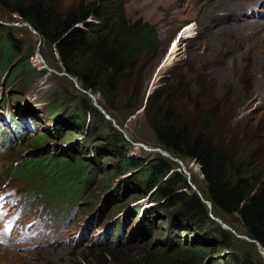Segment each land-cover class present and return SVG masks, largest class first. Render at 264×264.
Instances as JSON below:
<instances>
[{
    "label": "rangeland",
    "instance_id": "obj_1",
    "mask_svg": "<svg viewBox=\"0 0 264 264\" xmlns=\"http://www.w3.org/2000/svg\"><path fill=\"white\" fill-rule=\"evenodd\" d=\"M99 1L102 0H49L61 12L79 4ZM259 4L260 0H124L125 18L132 23L140 20L150 25L155 30L157 42L154 54L150 52L142 57L139 66L122 82L116 101H112L121 126L108 115L109 120L106 119L105 113L103 119L87 113L80 124L73 122L71 113L76 101L82 104V100L88 98L94 107L100 109L98 95L84 92L79 83L61 72L56 56L40 42L37 34L15 15L0 8L1 23L13 40L21 44V60L16 65L23 68L28 57L26 64L32 72L38 73L27 79L16 73L14 64L10 68L4 66L0 44V98L9 93L19 99L14 105L7 98L3 108L13 109L15 119L22 118L23 115L17 112L25 109L23 117L29 114L37 124L38 134L51 137L50 120L59 117L55 122L58 123L55 133H71L72 138L67 144L64 139H50L44 146V153L79 159L89 167L98 166L93 184L74 203L68 198L53 202L45 198L40 189H25L18 181L12 183L6 179L14 165L21 158L28 157L30 151H26L25 146L37 136L33 127H27L32 135L19 142L11 138L6 144L0 141V191L6 190L12 201L19 204L10 207L16 214L15 226L9 233L0 231V264H132L136 257L158 252L162 246L170 247L172 252L180 246L218 251L215 256L209 252L205 264H225L223 260L237 248H251L249 245L252 244L243 237L238 221L231 222V228L220 218L214 219L222 229L219 221L227 226L231 231L224 230L239 241L226 247L221 236L207 234L213 227L206 226L198 231L189 221L178 219L179 209L170 208L169 203L160 198L157 188L142 181L140 172L112 178L114 162L109 156V146L120 134L127 142V156L147 161L161 156L162 149L155 146L143 108L146 95L164 87L172 91L169 105L182 119H194L205 111L212 113L213 120L206 136L213 148L225 150L232 143L239 144L238 150L249 154L255 175L264 182V15L249 16L257 13ZM173 41L174 45L177 44L176 50L168 58L167 47ZM132 89L133 101L125 100ZM141 97L142 104L131 111L136 99ZM7 114L0 119L5 120ZM20 122L23 126L28 123L24 118ZM109 127L114 129L113 133ZM176 160L172 163L184 174L191 192L201 194L204 180L199 165L190 160ZM122 177L129 185L120 182ZM127 188L132 192L121 197L128 192ZM29 195L36 197L31 201ZM133 195L141 198L118 213L120 219L129 222L132 215L122 212L139 208L150 217L154 232L143 235L142 225L138 226V216H135L132 226L124 225L121 231L126 238L129 227L128 231H131L138 226L134 232L135 241L119 240L121 243L115 245L114 231L107 239V245L95 246L93 243L98 241L97 232L103 219L110 216L118 201L131 200ZM41 207L42 214L39 212ZM99 207H104L106 212L96 223ZM66 212H72V217L65 224L60 218ZM43 218L48 226L41 239L43 244L30 242V236L29 242L19 238L25 231L27 235L33 232L34 224ZM175 223H182L176 231V243L168 238L170 229L176 227ZM85 228L94 232L88 236L84 231L83 242L76 241L77 234ZM236 236L242 237L238 239Z\"/></svg>",
    "mask_w": 264,
    "mask_h": 264
},
{
    "label": "trees",
    "instance_id": "obj_2",
    "mask_svg": "<svg viewBox=\"0 0 264 264\" xmlns=\"http://www.w3.org/2000/svg\"><path fill=\"white\" fill-rule=\"evenodd\" d=\"M123 4L124 0H102L88 5L79 4L61 12L49 0H0V8L29 25L40 42L54 53L61 72L73 78L85 92L93 96L98 95L102 110L116 122L118 118L112 101H116V94L122 82L127 75L135 71L142 57L150 52L154 54L157 42L155 30L150 25L140 20L132 23L125 18ZM1 21L0 19V44L3 48L1 57L4 66L11 67L14 64L16 73L25 75L27 79L38 74L34 70L32 72L26 64L28 57L25 58L23 68L16 65L21 60V44L13 40ZM31 54L30 52L29 56ZM133 91L134 89L130 91L125 100L133 101ZM1 96L2 104L7 98L14 105L19 102L18 98L11 97L9 93ZM171 96V90L156 88L145 99L144 117L156 147L165 150L175 159L190 160L199 165L204 180L201 194L191 192V186L184 174L170 160L162 156L149 161L127 156V142L120 134L109 146V156L114 162L110 176L117 179L140 172L142 181L157 188L160 198L166 200L170 208L179 209L176 215L178 219L189 221L198 231L206 226L213 227L207 234L216 233L221 236L226 247H232L231 243L239 241L213 219L220 218L231 228V222L236 220L243 229L242 234L256 241L264 249V182L255 175L249 154L239 151L237 143L230 144L225 150L214 149L206 136V130L213 120L212 113L205 111L194 119L184 120L175 114L169 105ZM76 102L71 113L73 122L80 124L79 121H82L87 113L103 119L104 114L94 107L88 98H84L82 104ZM142 102V97L137 98L130 108L131 111ZM58 120L59 117L50 120L52 137L34 133L37 136L31 138L25 146V150L30 151L28 157L21 158L6 179L21 183L25 189H40L45 198L54 200L53 202H57L55 199L58 198H68L74 203L75 199L93 184L98 166L89 167L79 159L72 160L44 153V146L50 139L65 140V143H62L67 144L72 138L71 133H55L58 124L55 122ZM118 122L121 126L122 122ZM109 129L114 132L112 127ZM122 178L120 182L129 185L127 179ZM127 189L128 192L123 193L121 197L132 192L130 188ZM200 196L210 203V209ZM139 198V195H133L131 200L118 201L108 219ZM133 212L137 216L140 214L139 220L145 236L152 234L154 228L149 222L148 214L140 213L139 208ZM181 224L175 223L176 227L170 229L169 241L178 242L175 236ZM121 227L119 224L118 235ZM113 243L118 245L115 240ZM249 246V249L237 248L223 261L225 264H264L255 246ZM169 248L162 246L158 252L147 253L138 259L136 257L131 263L205 264L204 260L209 252L213 256L218 255V251L208 252L201 247L196 249L180 246L173 252Z\"/></svg>",
    "mask_w": 264,
    "mask_h": 264
},
{
    "label": "water",
    "instance_id": "obj_3",
    "mask_svg": "<svg viewBox=\"0 0 264 264\" xmlns=\"http://www.w3.org/2000/svg\"><path fill=\"white\" fill-rule=\"evenodd\" d=\"M27 25V24H26ZM29 28H30V30H32L34 33H35V31L29 26V25H27ZM175 41V40H174ZM174 41L173 42H171L169 45H168V47H167V51H168V53H167V56H168V58H170L171 56H170V49H171V47H172V45L174 44ZM78 89H80L79 87H77ZM84 91V90H83ZM85 92V91H84ZM149 94H147L146 95V97L148 96ZM146 97H145V99H146ZM93 100H94V98H92ZM145 102H146V100H145ZM103 114H104V111L102 110V108H101V106H100V109H99ZM105 115V114H104ZM105 118L106 119H108L109 120V117L106 115L105 116ZM166 151L164 150V151H161L160 152V154H161V156H163V157H166V158H168V160H170L171 162H177V160L176 159H174V158H172V157H169V155L167 154V152L165 153ZM200 195V194H199ZM200 199L204 202V203H206L207 204V206H208V208L210 209V203L209 202H207V201H205V200H203V198L200 196ZM214 220V219H213ZM222 225H223V227H224V229H226V230H229V231H231L227 226H225L221 221H219ZM242 236H236V238H238V239H240ZM244 238H245V240H247V242L248 243H250V244H252V245H254L255 246V248H256V251H257V253H258V255L262 258V260L264 261V249L256 242V241H254V240H251V239H249L248 237H246V236H243Z\"/></svg>",
    "mask_w": 264,
    "mask_h": 264
},
{
    "label": "bare ground",
    "instance_id": "obj_4",
    "mask_svg": "<svg viewBox=\"0 0 264 264\" xmlns=\"http://www.w3.org/2000/svg\"><path fill=\"white\" fill-rule=\"evenodd\" d=\"M165 1H166V0H165ZM163 3H164V2H163ZM174 3H175V2H174ZM165 4H166V3H165ZM161 5H163V4L161 3ZM251 14H252V13H251ZM250 16H253V17H254V14H253V15H250ZM187 28H188V26H186V29H187ZM176 46H177V44H175V45L173 44V46L171 47V49H170V52H171L170 54H171V55L175 53ZM171 55H170V56H171ZM161 151H163V150H160V152H161ZM165 153H166V152H165ZM167 154H168V153H167ZM168 155H169V154H168ZM169 157H171V156L169 155Z\"/></svg>",
    "mask_w": 264,
    "mask_h": 264
},
{
    "label": "clouds",
    "instance_id": "obj_5",
    "mask_svg": "<svg viewBox=\"0 0 264 264\" xmlns=\"http://www.w3.org/2000/svg\"><path fill=\"white\" fill-rule=\"evenodd\" d=\"M178 36H180V35H178Z\"/></svg>",
    "mask_w": 264,
    "mask_h": 264
}]
</instances>
